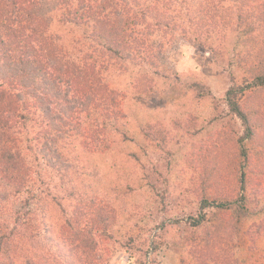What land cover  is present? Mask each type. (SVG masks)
<instances>
[{
	"label": "trees",
	"instance_id": "trees-1",
	"mask_svg": "<svg viewBox=\"0 0 264 264\" xmlns=\"http://www.w3.org/2000/svg\"><path fill=\"white\" fill-rule=\"evenodd\" d=\"M55 14L58 25L82 32L74 42L78 53L50 33ZM185 31L193 32L199 44L233 32L243 49L238 67L245 68L242 85L231 86L225 98L243 127L232 171L235 188L202 192L200 214L188 222L202 232L189 242L191 253L203 262L222 240L217 229L233 222L236 230L257 213L258 198L264 201V105L254 104L251 96L264 95V0H0V255L7 264H13V255L31 261L30 245L40 239L32 225L34 214L16 211L17 200L26 194L24 205L40 202L34 192L41 189L37 178L47 172L58 178L60 161L75 164V156L59 152V142L71 139L85 153L106 150V129L122 118L106 75L125 64L159 74L155 35ZM77 196L79 207L65 223L68 235L61 237L65 259L68 264H97L91 234L99 227L111 229L112 212L96 196ZM48 204L58 206V198L51 196ZM45 210L41 221L52 223ZM263 223L254 233L264 232ZM47 255L57 263V250L56 257Z\"/></svg>",
	"mask_w": 264,
	"mask_h": 264
},
{
	"label": "rangeland",
	"instance_id": "rangeland-1",
	"mask_svg": "<svg viewBox=\"0 0 264 264\" xmlns=\"http://www.w3.org/2000/svg\"><path fill=\"white\" fill-rule=\"evenodd\" d=\"M53 18L50 33L69 52L78 53L74 42L82 32ZM234 35H214L199 44L193 32L157 34L153 42L161 55L159 74L125 64L106 75L122 118L115 128L107 127L103 153H85L74 148L71 139L59 142V152L65 158L75 156V164L60 161L58 178L50 172L37 178L41 189L34 192L40 202L24 205L26 194L17 200L16 211L30 209L34 214L32 225L40 239L30 245V262L12 254L13 264H54L47 254L54 257L56 250L55 264H68L61 237L68 235L65 223L79 207V192L96 196L112 212L111 229L103 232L99 227L91 234L97 242V264H264V232L254 233L264 221V201L259 198L257 213L236 230L233 222L217 229L222 240L205 253L203 262L189 244L202 237L188 223L200 214L202 192L235 188L232 171L243 127L230 114L225 98L231 86L242 85L245 68L238 67L243 49ZM251 98L264 105V95ZM51 196L58 198V206L48 204ZM45 209L52 223L41 221ZM46 234L51 241L45 240ZM7 263L0 255V264Z\"/></svg>",
	"mask_w": 264,
	"mask_h": 264
}]
</instances>
